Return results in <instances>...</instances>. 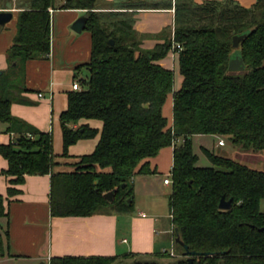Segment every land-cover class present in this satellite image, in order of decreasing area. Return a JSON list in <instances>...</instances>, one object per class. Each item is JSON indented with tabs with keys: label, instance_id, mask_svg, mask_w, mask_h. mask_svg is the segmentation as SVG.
Returning <instances> with one entry per match:
<instances>
[{
	"label": "trees",
	"instance_id": "trees-1",
	"mask_svg": "<svg viewBox=\"0 0 264 264\" xmlns=\"http://www.w3.org/2000/svg\"><path fill=\"white\" fill-rule=\"evenodd\" d=\"M61 2L57 7L56 0L15 2L17 31L7 51L8 69L0 73V122L17 133L14 142L0 145V156L7 162L1 174L10 178L7 194L19 193L12 186L23 184L25 176L50 174L53 217L128 213L133 205L132 177L154 174L148 161L161 149L172 147L171 223L183 245L207 254L192 257L193 264H264V213L259 209L264 200V171L203 148L211 166H197L199 157L191 141L194 136L226 138L264 158V0H256L250 8L235 0L201 4L174 0V6L170 0H114L103 8L99 0ZM172 7V38L165 31L162 42L143 48L145 36L134 28V12ZM11 8V0H0V10ZM54 9L85 11L84 30L91 36L90 59L83 65L87 78L79 80V91L67 94V108L60 115L61 157L67 158L69 147L79 140L99 134L91 154L77 157L70 172L56 174H52L56 166L52 135L15 121L7 90L18 77L20 84L14 86L22 87L27 62L48 56L50 10ZM233 34L246 35L237 50L245 64L241 72L228 71L235 52ZM172 54L181 78L178 90L173 89V70L160 64ZM169 95L171 125L162 110ZM81 121L100 122V133L80 125ZM110 191H114L112 202L104 199ZM222 197L232 200L230 210L218 208ZM4 215L0 195V218ZM174 245L180 254L174 264H187L182 245ZM115 261L116 257L104 256L55 257L49 264Z\"/></svg>",
	"mask_w": 264,
	"mask_h": 264
},
{
	"label": "crops",
	"instance_id": "crops-1",
	"mask_svg": "<svg viewBox=\"0 0 264 264\" xmlns=\"http://www.w3.org/2000/svg\"><path fill=\"white\" fill-rule=\"evenodd\" d=\"M101 8L114 0H99ZM161 1V0H141ZM174 6V0H170ZM207 0H193L201 4ZM251 7L256 0H235ZM11 11L12 20L0 27V73L8 69L6 56L17 31L18 9ZM62 2L57 3V6ZM107 11V10H102ZM131 12V11H128ZM86 12L81 10H50V50L44 59L29 61L25 65L22 87L19 79L13 80V87L7 89L12 99L10 112L15 121L25 123L28 127L52 135L53 154L56 166L52 174L70 172V164L76 158L91 154L99 140V134L92 140H79L68 149V157H61L63 151L60 115L67 108V94L72 92L74 81L87 78L85 64L91 55V36L84 29L80 33L71 27ZM134 28L144 35L143 48L150 49L162 42L163 33H170L174 24V8L168 10H137L134 12ZM11 25L10 29H6ZM172 37L171 34L167 38ZM172 56V55H169ZM168 56V57H169ZM161 61V65H165ZM166 66V65H165ZM78 68V71L76 69ZM76 75V76H75ZM83 77V78H82ZM14 79V78H12ZM15 85V86H14ZM81 87V86H80ZM43 97L39 98L38 95ZM172 100V98H171ZM168 101V97H167ZM172 106V105H171ZM99 133L101 123L98 121H81ZM169 125L172 124V118ZM211 138L208 151H223L226 147H218L220 138L214 136H194V138ZM17 138L16 132H9L8 125L0 122V145L12 143ZM194 151V150H193ZM195 152V151H194ZM171 156L170 171L173 162V148L166 147L158 155L149 160V167L154 174H136L132 177L133 205L128 213H112L91 217H53L50 211L51 175L25 176L24 183L12 186L19 191L9 196L7 189L11 187L10 178L1 174L7 168V162L0 156V195L3 198L5 215L0 218V238L2 253L0 264H49L55 257H116V261L132 260L148 257H175L174 227L171 223L166 230L157 214H151L155 190L171 186L170 171L167 176L160 173L164 159ZM196 153V152H195ZM199 157V156H198ZM199 162V161H198ZM162 179H161V178ZM152 205V207H151ZM155 207V206H154ZM150 213V214H149ZM167 245V247L163 246ZM162 247V248H160Z\"/></svg>",
	"mask_w": 264,
	"mask_h": 264
},
{
	"label": "rangeland",
	"instance_id": "rangeland-1",
	"mask_svg": "<svg viewBox=\"0 0 264 264\" xmlns=\"http://www.w3.org/2000/svg\"><path fill=\"white\" fill-rule=\"evenodd\" d=\"M12 3L14 0H11ZM60 2V0H56V7L57 3ZM237 2V1H236ZM240 6H243L239 2H237ZM245 7V6H243ZM246 8V7H245ZM250 8V7H249ZM12 26L9 25L6 27V29H10ZM171 35H173V28L170 30ZM172 38V37H171ZM170 38V39H171ZM7 63V62H6ZM164 64L169 67L174 72V85L173 89L178 90L181 86V78L178 71V62L176 55L169 56L165 59ZM163 65V66H165ZM8 66V64H7ZM10 73L9 71L7 74ZM83 78V77H82ZM19 84L21 81V78H19ZM172 96H168V101L166 99L164 106H163V115L167 119V121L170 123L172 118ZM226 142V147L224 148L225 152L219 150L216 151V153H219L221 155H228L230 158L234 159L235 161L244 164L248 166L251 169L264 171V158L257 153H254L252 151H243L240 148L234 146L229 140H226V138H222ZM84 140H92V139H84ZM81 141V140H80ZM213 140L211 138H200L195 137L192 140V148L196 152V154L199 156V162L197 163V166L200 167H209L211 166V163L206 158L204 154L200 151V147L203 148H211L212 147ZM162 165L160 167V173H162L163 176H167V174L170 171V164H171V156L170 153L168 155V159H164L163 162H161ZM161 178V177H160ZM161 178V179H162ZM171 193V186L168 187H162L161 189L155 190V199H154V206L153 209H151V214H157L159 220L162 221L164 228L168 230L170 228V220H169V206H168V198ZM152 207V205H151ZM259 209L261 212L264 213V200L260 201ZM150 214V213H149ZM165 246V245H163ZM165 247L168 248L166 245ZM162 248V247H160ZM175 257L170 256H160V257H148V258H140V259H128V260H122V261H115L113 264H134L136 262H155V263H164V264H174L179 260V251L175 247L174 250Z\"/></svg>",
	"mask_w": 264,
	"mask_h": 264
},
{
	"label": "water",
	"instance_id": "water-1",
	"mask_svg": "<svg viewBox=\"0 0 264 264\" xmlns=\"http://www.w3.org/2000/svg\"><path fill=\"white\" fill-rule=\"evenodd\" d=\"M13 18V14L11 11H1L0 12V27L5 26L8 24ZM87 18L86 17H80L71 27V29L76 32L80 33L86 25ZM246 37L245 34L243 35H234L232 37V47L235 50L233 58L230 59L228 64V71L229 72H241L245 69L244 59L240 52H238V47L240 42ZM110 45H113L114 42L110 41ZM114 198V191H110L106 194H104V199L108 202H112ZM127 203H130V200H127ZM232 207V200L226 201L224 197L221 198L218 208L223 211L230 210ZM175 233L177 235L176 242L182 245L184 249V255L188 257L187 264H193L192 257L194 256H206L207 254L197 253L195 251H190L189 248L185 245H183L178 238V231L175 230Z\"/></svg>",
	"mask_w": 264,
	"mask_h": 264
},
{
	"label": "built area",
	"instance_id": "built-area-1",
	"mask_svg": "<svg viewBox=\"0 0 264 264\" xmlns=\"http://www.w3.org/2000/svg\"><path fill=\"white\" fill-rule=\"evenodd\" d=\"M173 45H174V43H173ZM173 47H175L177 50H180L181 49L179 45H175ZM173 55L174 54H172V56ZM79 90H80V86L78 85V83L76 81H74L73 84H72V91H79ZM38 97L39 98H42L43 95L42 94H39ZM217 145H218V147L224 146V141L223 140H219L218 143H217ZM170 183L171 182L168 179H165L164 180V184H170Z\"/></svg>",
	"mask_w": 264,
	"mask_h": 264
}]
</instances>
